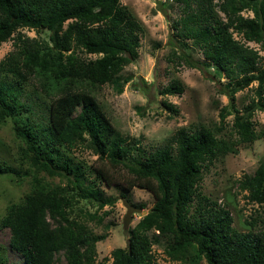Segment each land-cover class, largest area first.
<instances>
[{
  "label": "trees",
  "instance_id": "trees-1",
  "mask_svg": "<svg viewBox=\"0 0 264 264\" xmlns=\"http://www.w3.org/2000/svg\"><path fill=\"white\" fill-rule=\"evenodd\" d=\"M214 1L172 0L181 11L172 28L177 43L191 40L200 50L204 68L212 65L222 73L220 77L209 72L229 98L218 124L180 128L168 146L133 158L95 92L104 84L116 93L123 91L129 78L121 79V71L138 56L143 30L139 20L120 0H0V44L13 39V50L0 60V74L10 75L16 85L36 79L48 100L44 121H34L12 86L0 83V122L10 119L14 137L21 142L20 168L0 163V174L30 178L29 190L7 205L0 228L9 230V246L24 264H54L59 254L66 264H156L152 244L160 239L172 262L264 264V156L252 174L237 180L238 190L257 205L245 220V232L232 226L228 209L199 188L204 168L230 148L264 136L252 119L255 111L264 112V59L246 45L253 42L264 51V0ZM24 27L47 31V41L24 36L18 30ZM171 57L194 65L181 49L172 48ZM253 83L254 97L239 110L236 92ZM182 91L183 84L172 80L160 93ZM163 105L177 112L172 104ZM78 144L113 169H124L130 175L128 187L144 188L155 200L128 230L126 246L111 251L109 263H95V244L105 235L92 233L83 215H95L77 208L81 199L97 202L98 208L104 201L81 166L72 165L60 150ZM104 169L93 170L111 186L115 181Z\"/></svg>",
  "mask_w": 264,
  "mask_h": 264
},
{
  "label": "rangeland",
  "instance_id": "rangeland-1",
  "mask_svg": "<svg viewBox=\"0 0 264 264\" xmlns=\"http://www.w3.org/2000/svg\"><path fill=\"white\" fill-rule=\"evenodd\" d=\"M120 3L128 8L143 27L139 37L138 56L121 71V79L129 78L121 93H116L110 84H104L96 90L95 96L115 127L122 144L130 149L131 156L142 158L154 149L168 146L180 128L188 131L201 125H217L220 109L228 104L229 98L220 93V86L212 80L209 72H214L220 77L222 73L212 65L204 68L203 63L206 60L192 41L182 39L183 43L176 42L178 37L174 35L172 22L181 12L176 3L172 0H120ZM242 14L251 16L249 11H243ZM219 15L222 16L221 13ZM18 30L24 36L40 37L46 41L48 39L47 31L37 33L25 27ZM233 36L240 39L235 33ZM246 45L258 50L264 59V51L258 44L247 42ZM172 48L176 49V52L181 49L194 65L171 57ZM12 50L11 37L0 44V60ZM12 80L10 75L0 74V83L8 89V83L12 86L11 91L16 92L18 99L28 106L33 120L40 119V122H43L48 100L40 90L39 81L31 78L16 85ZM172 80H179L183 84V91L173 95L161 94L160 90ZM221 81L226 82V79L221 78ZM255 86L253 83L236 92L235 105L239 110L252 96L254 97ZM163 101L172 104L177 112L173 114L166 109ZM232 118V114L226 116L228 124ZM252 119L256 129L264 130V112L255 111ZM19 145L21 142L14 137L11 120L0 122V163L20 168ZM60 150L65 157L72 160V165L81 166L87 182L98 190L104 201L103 206L98 208L97 202L81 199L77 208L95 215L93 219H89L87 214L83 215L92 233L105 235L104 239L95 244V263L103 260L109 263L111 251L116 247L126 246L128 230L142 216L141 213H133L128 228L124 229L122 219L125 207L121 198L148 212L154 204V197L144 188L128 187L130 175L124 169L117 171L107 163L101 162L85 144H78L70 149L61 146ZM262 156L264 136L251 144L230 148L202 171L200 191L209 200L229 210L233 219L232 226L240 232L249 230L245 220H249L250 215L254 214L257 205L249 202L244 197V192L238 190L237 180L244 174H252ZM101 166L111 176V180L115 181L111 186L94 171ZM53 180L57 182L58 178ZM29 187V177L0 174V217L4 215L7 205L18 201ZM98 217L101 220H98ZM9 235L7 228H0V263L24 264L22 256L9 246ZM152 253L156 264H182L172 262L165 256L162 239L153 242ZM54 264H66V261L59 254ZM192 264L206 262L195 259Z\"/></svg>",
  "mask_w": 264,
  "mask_h": 264
},
{
  "label": "water",
  "instance_id": "water-1",
  "mask_svg": "<svg viewBox=\"0 0 264 264\" xmlns=\"http://www.w3.org/2000/svg\"><path fill=\"white\" fill-rule=\"evenodd\" d=\"M122 200V204L125 207V215L122 219V226L124 229L128 228L129 222L131 220V216L133 213H141L142 216L145 215L147 212L143 211L137 207H134L133 205H131L126 199L121 198Z\"/></svg>",
  "mask_w": 264,
  "mask_h": 264
}]
</instances>
